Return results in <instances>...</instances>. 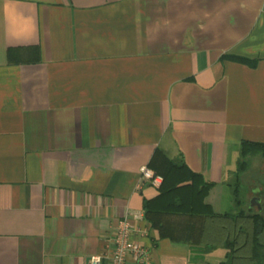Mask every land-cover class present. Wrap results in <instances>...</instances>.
Returning a JSON list of instances; mask_svg holds the SVG:
<instances>
[{
    "label": "crops",
    "instance_id": "crops-1",
    "mask_svg": "<svg viewBox=\"0 0 264 264\" xmlns=\"http://www.w3.org/2000/svg\"><path fill=\"white\" fill-rule=\"evenodd\" d=\"M242 140L264 142V0H0V264H90L123 218L150 264H221L193 217L160 235L139 168L182 161L232 212Z\"/></svg>",
    "mask_w": 264,
    "mask_h": 264
},
{
    "label": "trees",
    "instance_id": "trees-1",
    "mask_svg": "<svg viewBox=\"0 0 264 264\" xmlns=\"http://www.w3.org/2000/svg\"><path fill=\"white\" fill-rule=\"evenodd\" d=\"M230 57L254 63V60L243 57ZM256 153L264 157V142L241 141L238 168L233 181H228L232 189L234 211L214 212L204 200L212 183L205 180L201 173L189 169L184 162L171 161L166 172L161 174L163 180L157 196L145 201L144 215L152 219L161 236L168 235L163 222L158 219L162 214L193 217L194 226L190 229L192 241L195 242L193 249L205 252L223 246L227 252L226 260L221 264H262L264 217L246 207L240 190L241 172L248 167V156Z\"/></svg>",
    "mask_w": 264,
    "mask_h": 264
},
{
    "label": "built area",
    "instance_id": "built-area-1",
    "mask_svg": "<svg viewBox=\"0 0 264 264\" xmlns=\"http://www.w3.org/2000/svg\"><path fill=\"white\" fill-rule=\"evenodd\" d=\"M140 178L153 186H160L163 177L148 165L139 168ZM132 227L126 218L120 219L116 225L113 242L114 247L90 256V264H102L107 259L108 264H126L130 257L135 264H150V253L138 241L132 238Z\"/></svg>",
    "mask_w": 264,
    "mask_h": 264
},
{
    "label": "rangeland",
    "instance_id": "rangeland-1",
    "mask_svg": "<svg viewBox=\"0 0 264 264\" xmlns=\"http://www.w3.org/2000/svg\"><path fill=\"white\" fill-rule=\"evenodd\" d=\"M248 167L241 172V184L240 190L245 199V205H247V198L252 194V188L258 184V179L264 178V175L260 173V170L264 169V160L259 153L249 155ZM234 179L233 176L229 180ZM233 181V180H232ZM232 201V189L229 187L224 189L222 197V211L230 209L229 211H234L235 206ZM229 205V206H228ZM229 207V208H228Z\"/></svg>",
    "mask_w": 264,
    "mask_h": 264
},
{
    "label": "flooded vegetation",
    "instance_id": "flooded-vegetation-1",
    "mask_svg": "<svg viewBox=\"0 0 264 264\" xmlns=\"http://www.w3.org/2000/svg\"><path fill=\"white\" fill-rule=\"evenodd\" d=\"M264 160V157H262ZM260 173L264 175V169L260 170ZM252 194L247 198L246 207L253 213H257L264 217V178L258 179V184L252 189ZM264 239V232H263Z\"/></svg>",
    "mask_w": 264,
    "mask_h": 264
}]
</instances>
